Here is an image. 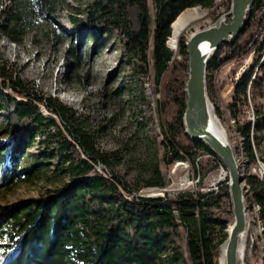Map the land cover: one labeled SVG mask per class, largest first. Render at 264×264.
<instances>
[{"label": "trees", "instance_id": "trees-1", "mask_svg": "<svg viewBox=\"0 0 264 264\" xmlns=\"http://www.w3.org/2000/svg\"><path fill=\"white\" fill-rule=\"evenodd\" d=\"M29 1L38 12L50 16L57 0ZM214 2L152 0V23L146 0H93L86 12L88 17L96 15L107 27L116 28L123 54L132 61L134 70L151 75L160 95L155 106L160 157L165 164L184 158L193 163L198 155L206 154L210 168L222 165L203 142L190 139L183 129L186 38L182 33L178 36L175 51L166 44L171 23L182 11L193 6L211 7ZM132 5L137 8L136 26L128 14ZM27 15L24 9L2 8L0 31L21 42ZM250 49L255 52L253 63L233 81L229 102L240 137L234 151L241 146L246 168L254 165L256 158L264 162V110L255 107L252 118L238 114L248 106V92L264 98V0H253L242 31L231 42L220 44L207 60V93L209 72L225 59ZM0 109L25 118L30 126L7 142L0 141V189L42 172L67 177L35 197L0 205V264H218L228 218L213 208L221 199L228 200L227 175L216 190L180 191L174 196L137 194L139 185L132 187L111 170L120 160L115 151L98 147L99 126H93L87 115L56 96H44L1 57ZM34 139L40 148L27 156L24 150ZM144 169L148 174L141 185H163L157 161ZM244 180L246 206L255 209L264 239V176L247 172ZM250 249V257L264 264L255 242Z\"/></svg>", "mask_w": 264, "mask_h": 264}, {"label": "rangeland", "instance_id": "rangeland-1", "mask_svg": "<svg viewBox=\"0 0 264 264\" xmlns=\"http://www.w3.org/2000/svg\"><path fill=\"white\" fill-rule=\"evenodd\" d=\"M92 1L57 0L53 13L45 16L29 0H0V12L2 8L13 7L28 13L21 42L9 39L0 31V57L11 62L19 77L40 90L44 96H56L87 115L93 126H99L98 147L115 151L120 160L110 167L111 170L120 174L132 187L139 185L137 194L174 196L180 191H204L210 183L218 186L226 176V169L222 165L210 168L211 160L206 154L198 155L193 163L186 158L163 163L160 157L159 114L155 106V98L160 95L156 93L151 75L146 77L137 73L132 61L123 54L118 30L107 27L96 15L88 17L86 12L91 9ZM146 1L152 23L153 3L152 0ZM229 2L215 0L211 7L190 6L192 8L185 9L198 13L200 17L188 22L179 35L182 33L186 38L191 31L220 18L228 20ZM128 14L136 26L135 5L129 8ZM176 48L177 45L173 50ZM254 56L255 52L250 49L246 54L225 59L209 72L208 98L232 146L240 144L229 104L233 81L246 66L253 63ZM3 92L9 90L3 89ZM247 102L248 106L238 113L241 117L252 118L255 107L264 110V98L255 91L248 92ZM11 109L12 105L9 106ZM6 122L8 126L4 127ZM29 127L25 118L18 119L12 113L6 114L0 109V141L7 142ZM35 141L24 150L25 155L39 150L40 146ZM234 152L243 174L250 172L251 168H246L241 146ZM155 161L159 163L163 185H141L148 174L143 166L147 167L148 163ZM65 180L67 177L64 175L42 172L30 180L18 181L9 189H0V205L35 197L46 188ZM213 210L227 217L229 225L232 220L229 197L228 200L221 199ZM254 213L255 209L247 208L245 264H259V259L250 257L253 242L258 248V256L264 255L261 226ZM165 230L181 245L170 230Z\"/></svg>", "mask_w": 264, "mask_h": 264}, {"label": "water", "instance_id": "water-1", "mask_svg": "<svg viewBox=\"0 0 264 264\" xmlns=\"http://www.w3.org/2000/svg\"><path fill=\"white\" fill-rule=\"evenodd\" d=\"M252 2L253 0H230L228 20L220 18L212 24L195 29L190 32L184 42L186 60L181 115L183 129L190 139L203 142L226 169L227 179L224 183L227 185L232 220L229 225H226V235L219 246L220 252L221 245H224L223 264H245L246 184L227 135L222 138L210 130L209 105L211 109L212 106L205 83L206 63L220 44L231 42L242 31ZM242 236L245 251L239 260L237 250Z\"/></svg>", "mask_w": 264, "mask_h": 264}, {"label": "bare ground", "instance_id": "bare-ground-1", "mask_svg": "<svg viewBox=\"0 0 264 264\" xmlns=\"http://www.w3.org/2000/svg\"><path fill=\"white\" fill-rule=\"evenodd\" d=\"M198 17H200V15L196 12H193L192 10H184L172 23H171V36L169 37L167 43L168 46L171 49L175 48L177 39H178V35L181 31V29L190 21H193L195 19H197ZM109 52V50H108ZM105 56V55H104ZM209 113H210V130L212 132H214L215 134H217L220 137H224L226 135L223 127L221 126V124L219 123L216 115L212 112V109L209 105ZM251 118V116H250ZM245 158V157H244ZM246 160V158H245ZM237 162L239 163V161L237 160ZM246 162V161H245ZM239 168L240 171L241 167L239 164ZM251 168V170H249ZM250 168H247L252 174H256L259 177L261 176V172H260V165H257L256 162L254 165H252ZM243 173V172H242ZM244 175V174H243ZM245 251V242H244V238L243 236L240 239V243L238 246V250H237V254H238V259L241 260L243 254ZM223 258H224V245L222 244L220 247V256H219V264H223ZM238 260V261H239Z\"/></svg>", "mask_w": 264, "mask_h": 264}, {"label": "built area", "instance_id": "built-area-1", "mask_svg": "<svg viewBox=\"0 0 264 264\" xmlns=\"http://www.w3.org/2000/svg\"><path fill=\"white\" fill-rule=\"evenodd\" d=\"M254 162H256L257 165H260L261 176H264V162L257 158L255 159ZM216 188H217L216 185H214L213 183H210L205 187V190H216Z\"/></svg>", "mask_w": 264, "mask_h": 264}]
</instances>
